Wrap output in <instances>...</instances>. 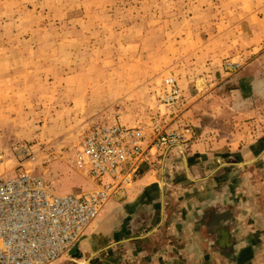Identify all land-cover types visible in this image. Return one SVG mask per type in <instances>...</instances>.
Instances as JSON below:
<instances>
[{
    "label": "rangeland",
    "instance_id": "obj_1",
    "mask_svg": "<svg viewBox=\"0 0 264 264\" xmlns=\"http://www.w3.org/2000/svg\"><path fill=\"white\" fill-rule=\"evenodd\" d=\"M236 73L234 86L258 96L263 135L264 0H0V177L46 174L49 192H68L78 177L56 183L54 173L73 172L65 170L67 153L98 122L116 120L150 140L182 133L186 145L195 128L167 130V119L186 109L195 91L203 96L206 85ZM169 78L182 96L174 109L165 103ZM153 150L162 148L146 155ZM261 180L260 189L239 193L241 203L263 197ZM229 238L223 247L201 242L190 259L180 247L197 242H161V253L147 264H235L237 242ZM257 243L264 256V243ZM211 251L214 259L205 256ZM72 257L60 264H76ZM256 261L264 264V257Z\"/></svg>",
    "mask_w": 264,
    "mask_h": 264
},
{
    "label": "crops",
    "instance_id": "obj_2",
    "mask_svg": "<svg viewBox=\"0 0 264 264\" xmlns=\"http://www.w3.org/2000/svg\"><path fill=\"white\" fill-rule=\"evenodd\" d=\"M240 76L244 79L245 74ZM221 81L212 88L206 85L208 92L203 96L195 91L194 98V88L187 90L193 99L180 114L166 118V129L192 125L196 132L193 141L153 150L139 162L128 164L125 170H134L131 187L123 185L112 197L85 238L71 250L70 263L147 264L150 257L161 253V242L169 240L197 242L188 250L180 247L190 259L201 242L205 247L206 242L218 240L209 228H203L205 217L213 210L226 216L220 215L219 224L231 226L229 233L237 242L235 264H253L264 257L255 250L257 242L264 243V188L263 197L248 204L239 201V193L260 189L264 177V133L257 130L259 99L244 85L234 86L232 81H239V73L223 75ZM65 170H72L70 178L77 176L89 187L74 183L61 195L102 185L72 167ZM34 176L45 181L46 174ZM206 255L214 259L212 251ZM225 263L232 264L229 259Z\"/></svg>",
    "mask_w": 264,
    "mask_h": 264
},
{
    "label": "built area",
    "instance_id": "obj_3",
    "mask_svg": "<svg viewBox=\"0 0 264 264\" xmlns=\"http://www.w3.org/2000/svg\"><path fill=\"white\" fill-rule=\"evenodd\" d=\"M165 103L181 104L174 78L165 80ZM185 144V135L160 133L150 140L141 129L111 123H94L66 160L90 181L102 185L72 195L49 192L45 181L31 172L0 177V264H60L86 236L87 231L124 185L131 187L133 169L151 147L173 149ZM5 155L0 150V170ZM3 178V179H1Z\"/></svg>",
    "mask_w": 264,
    "mask_h": 264
},
{
    "label": "trees",
    "instance_id": "obj_4",
    "mask_svg": "<svg viewBox=\"0 0 264 264\" xmlns=\"http://www.w3.org/2000/svg\"><path fill=\"white\" fill-rule=\"evenodd\" d=\"M56 176H58L56 178V180H59L61 178H70V175L65 176L62 172H60L59 174H54ZM77 184L81 187H84L87 185V187L85 189H87L89 186L88 184H86L85 182H83L82 179L78 178L77 179ZM220 215H224L222 213H220L218 210H213L211 214H209V216H206L205 221H206V225H203V228L205 227L206 229L209 228L211 230V233H213V235H217L218 236V240H216V244L219 247H223V243H227L228 241H230L229 238V232H230V228L231 226L227 225L226 223H218L219 220H223L220 218ZM224 218H226V216L224 215ZM212 226V228H210ZM233 248V247H232ZM231 258L234 259L235 254L234 252L230 251V253L228 254Z\"/></svg>",
    "mask_w": 264,
    "mask_h": 264
}]
</instances>
